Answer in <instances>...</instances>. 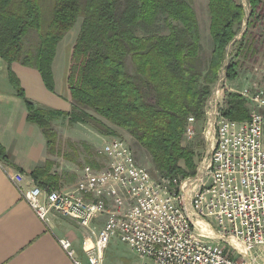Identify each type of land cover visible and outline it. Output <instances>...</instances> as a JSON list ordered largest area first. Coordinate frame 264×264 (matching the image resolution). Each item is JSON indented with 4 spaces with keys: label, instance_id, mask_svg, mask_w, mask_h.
Here are the masks:
<instances>
[{
    "label": "trees",
    "instance_id": "16d2710c",
    "mask_svg": "<svg viewBox=\"0 0 264 264\" xmlns=\"http://www.w3.org/2000/svg\"><path fill=\"white\" fill-rule=\"evenodd\" d=\"M193 0H0V57L9 79L28 109V122L44 132L49 153L57 150L55 123L89 125L106 137L117 138L116 127L127 132L151 157L165 177L185 178L197 172L194 144L184 142L188 119L203 122L206 107L227 48L247 21L238 43L239 57L248 36L264 32V0H247L249 12L237 0H209L213 50L203 65L201 31ZM82 25L68 67L71 113L36 106L27 99L12 70L17 63L35 69L46 88L55 92L53 63L67 34ZM166 32L160 31L159 23ZM132 63L134 72L129 70ZM239 62L227 67L231 81L238 78ZM226 116L237 122L249 119L250 106L238 94H229ZM110 125V126H109ZM67 161L78 163L80 148L86 164L103 168L86 144L68 143ZM0 162L8 156L0 142ZM55 163L36 168L32 178L44 190H56Z\"/></svg>",
    "mask_w": 264,
    "mask_h": 264
},
{
    "label": "built area",
    "instance_id": "2783aa9c",
    "mask_svg": "<svg viewBox=\"0 0 264 264\" xmlns=\"http://www.w3.org/2000/svg\"><path fill=\"white\" fill-rule=\"evenodd\" d=\"M221 71L206 107L210 151L192 177L153 176L118 137L99 151L105 167H85L71 191L27 186L23 174L6 166L5 173L45 224L58 214L88 230L86 264H104L114 237L145 264H264L251 255L264 252V83L234 89L223 84L227 73ZM228 94L247 100L248 120L226 116ZM197 122L188 119L184 142L196 136ZM59 242L82 264L70 240Z\"/></svg>",
    "mask_w": 264,
    "mask_h": 264
},
{
    "label": "crops",
    "instance_id": "0c3cea01",
    "mask_svg": "<svg viewBox=\"0 0 264 264\" xmlns=\"http://www.w3.org/2000/svg\"><path fill=\"white\" fill-rule=\"evenodd\" d=\"M60 45L53 63L55 92L46 88L37 70L17 63L12 65V70L19 78L27 99L36 106L71 113L69 62L68 59L63 61L60 67L57 64ZM63 123L69 125V119L60 118L55 129L59 135L58 144L65 149L60 151L61 156L52 155L49 153L43 130L28 122L26 104L13 88L8 66L0 57V142L9 161L4 167L0 162V264H75L61 247V239L70 240L76 258L82 264L87 263L83 243L89 235L88 230L75 220L58 214H51L49 224H45L22 200L4 169L6 166L23 174L25 185L33 186L36 185L32 178L33 171L44 166L47 161H52L55 165L51 173L59 178L56 190L74 189L87 167V154L80 148L78 163L65 160L63 154L66 152V143H86L99 153L103 145L113 137L103 136L88 125L75 124L64 128L60 126ZM104 222L105 218L101 217L94 222V226L100 230Z\"/></svg>",
    "mask_w": 264,
    "mask_h": 264
},
{
    "label": "rangeland",
    "instance_id": "374dc122",
    "mask_svg": "<svg viewBox=\"0 0 264 264\" xmlns=\"http://www.w3.org/2000/svg\"><path fill=\"white\" fill-rule=\"evenodd\" d=\"M237 1L246 8L248 13L249 8H248L247 0H237ZM208 5H209V0H193L192 3L193 9L197 14L200 31H201V45H202L201 58L203 65L209 63L213 50V43L210 36L211 20H210ZM81 25H82V19H79L76 26L67 34L64 41H62L59 51V60L57 63L59 67L62 65L63 61H66L68 59L67 61L69 62L72 48L77 40L78 34L81 29ZM159 28L160 31H162L163 33L166 32L165 29L166 27L165 25H161V22L159 23ZM246 28H247V21H245L243 25L240 27L235 41L228 46L227 59L225 65H223L221 68V70L224 68L227 73V67L231 62L233 61L239 62L238 78L235 81H231L227 77L226 81L223 83L224 85L225 83H227L229 87H233L234 89H242L245 86H251L253 80L259 83H264V32L259 34L258 38L261 39H256V38L252 39L251 36H248V38L242 42L243 46L240 49L241 53L239 57H236L237 45L242 41V36L246 32ZM128 63H129L128 66L130 72H134L132 63H130V61ZM58 68L57 71H59ZM60 81L64 83V81L62 80ZM61 125L64 128L71 126L70 124L67 125L66 123L60 124V126ZM112 128L116 130V132L118 133V138H122L126 140L131 145L139 164H141L143 167L148 169L153 176L155 177L162 176L153 165L151 157L144 149H142L136 143L134 138H132L127 132L121 129H118L113 126ZM195 128L197 133L196 136L194 137L193 140L185 141V143L186 145L194 144L193 147L198 155L197 156V171H198L201 162L203 161V159L207 157L210 151V145L205 139V134L208 130V118L207 120L205 119L203 122L198 121L197 126H195ZM62 139H64L63 136ZM110 140H112V138ZM58 142H59V138H58ZM58 142H57V150L59 152L60 151L62 152V150L65 148L63 147V145L61 144L59 145ZM63 143L64 142L62 141V144ZM67 145L68 142L65 145L66 152H68ZM93 153L95 154L94 155L95 160L101 166L105 167L106 162L104 158L98 153V150H93ZM179 178L182 177L179 176ZM222 244L225 245L224 243ZM251 255L253 257H256L259 261L260 260L264 261V252H262L259 249L252 252ZM145 263L146 261L142 260L136 253H134L130 249V247L127 244H124L118 237H114L112 239L106 251L105 262H104V264H145Z\"/></svg>",
    "mask_w": 264,
    "mask_h": 264
},
{
    "label": "bare ground",
    "instance_id": "6f19581e",
    "mask_svg": "<svg viewBox=\"0 0 264 264\" xmlns=\"http://www.w3.org/2000/svg\"><path fill=\"white\" fill-rule=\"evenodd\" d=\"M235 246H237V245H235Z\"/></svg>",
    "mask_w": 264,
    "mask_h": 264
}]
</instances>
